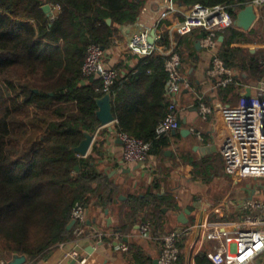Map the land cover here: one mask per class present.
<instances>
[{
  "label": "trees",
  "instance_id": "trees-1",
  "mask_svg": "<svg viewBox=\"0 0 264 264\" xmlns=\"http://www.w3.org/2000/svg\"><path fill=\"white\" fill-rule=\"evenodd\" d=\"M146 1L0 0L1 254H24L37 261L74 237V227L67 229L71 212L76 204L91 202L100 182L93 156L96 148L86 157L73 150L85 131L92 133L98 126L96 100L104 95L99 76L82 74L85 52L91 43L105 51L111 48L120 27L133 25ZM251 1L169 0L182 11L194 4L231 5L234 19ZM46 5L57 6L53 20L51 10L48 14L43 10ZM170 16L169 27L172 19L183 18ZM198 33L200 39L207 34ZM161 34L157 51L133 55L138 59L135 68L111 67L117 73L109 90L117 133L149 144V156L167 145L164 137L155 134L171 103L165 90V56L158 49H169L172 41L168 31ZM217 35L224 37L218 57L227 69L249 68L259 77L264 74V65L258 66L254 58L255 65L253 60L247 65L243 50L231 47L247 41L242 30L232 25ZM234 79L242 80V75ZM239 86L227 84L226 93ZM182 261L179 254L177 264ZM195 264L211 262L200 253Z\"/></svg>",
  "mask_w": 264,
  "mask_h": 264
},
{
  "label": "crops",
  "instance_id": "crops-1",
  "mask_svg": "<svg viewBox=\"0 0 264 264\" xmlns=\"http://www.w3.org/2000/svg\"><path fill=\"white\" fill-rule=\"evenodd\" d=\"M164 4V0H147L136 22L120 27L114 45L104 50L103 64L108 68L122 64L124 71L135 68L138 59L133 55H144L128 49L129 39L151 30L156 23L157 46L161 33L168 31L172 43L169 49L160 47L158 52L174 51L180 58L182 81L174 98L179 128L161 135L167 145L140 164L123 161L116 120L99 128L87 154L96 148L93 156L100 174L99 191L84 206L83 235L55 245L37 261L27 259L26 264H159L163 237L177 231L179 245H182V264H195L198 254L208 248L207 244L196 240L197 227L204 221L240 220L246 214L240 208L242 201L264 197V180L227 173L220 153L221 143L228 133L221 109L235 106L243 95H255L264 74L259 77L257 70L255 74L249 68L246 72L228 69L232 74L228 85L240 86L226 93L227 84L217 85L219 79L208 73L224 37L217 35L218 44L214 49L204 48L198 30L181 35L175 29L180 20L175 19L171 27L168 26L171 13L183 17L188 9L182 11L173 7L166 17L156 21L158 8ZM253 7L254 23L247 31L239 28L247 41L231 47L243 50L247 65L252 60L255 65V59L258 66H262L264 5ZM50 10L52 14L57 12L52 6ZM239 74L242 80L238 82L234 77ZM201 103L209 107V114L200 115ZM182 130L189 133L182 135ZM147 225L149 230L145 231L143 227ZM119 244H125L128 250L121 251ZM10 259L11 255L0 253V264H8Z\"/></svg>",
  "mask_w": 264,
  "mask_h": 264
},
{
  "label": "built area",
  "instance_id": "built-area-1",
  "mask_svg": "<svg viewBox=\"0 0 264 264\" xmlns=\"http://www.w3.org/2000/svg\"><path fill=\"white\" fill-rule=\"evenodd\" d=\"M160 5L156 13V21L166 17L173 6L169 0ZM240 5V4H237ZM247 5H264V0H253ZM57 9V6H54ZM231 5L204 6L194 4L183 18L175 25L181 35L193 30H203L207 34L202 38L204 48L214 49L217 42V32L233 25L234 18L229 12ZM54 14H51L53 20ZM156 23L151 30H145L132 36L127 47L138 55H148L157 50L155 33ZM151 32L155 37L153 43L149 41ZM164 56V72L167 74L165 83L166 96L171 100L168 114L155 128L157 137L170 130L179 128L176 116L175 94L180 90L181 76L179 73L180 58L174 51L161 52ZM104 48L98 44L88 45L82 63L83 76H99L103 93L110 92L117 73L103 65ZM211 77L217 78V85H226L232 80V74L215 57L209 69ZM211 110L200 104L201 116L209 114ZM221 115L228 125V133L220 146V153L227 173H236L242 178L264 180V81H261L255 95L241 96L235 106H225ZM122 142V158L125 162L144 163L149 158L150 146L143 140L126 133H117ZM240 208L246 212L243 218L233 221H204L194 230L196 240L200 244H207L206 256L211 264H264V197L260 199H246ZM86 219L85 207L76 204L71 212L74 220L73 235L80 238L84 232ZM145 231L149 226L143 227ZM179 232H171L163 237L159 264H177L181 248L179 247ZM121 251H127L125 244H119Z\"/></svg>",
  "mask_w": 264,
  "mask_h": 264
},
{
  "label": "water",
  "instance_id": "water-1",
  "mask_svg": "<svg viewBox=\"0 0 264 264\" xmlns=\"http://www.w3.org/2000/svg\"><path fill=\"white\" fill-rule=\"evenodd\" d=\"M43 10L45 13L48 14L50 12V6H43ZM255 19L256 14L253 5H247L237 12L233 22V26L247 31L250 29ZM107 23L110 24L111 20L107 19ZM154 37V32H151L149 39L151 43H153ZM245 96L249 95L246 94ZM96 106V117L98 119V126L92 133L85 131L83 134L84 138L81 140L79 145L73 149L79 157L87 156L98 129L111 124L115 120L113 113L112 97L110 92H107L102 97L98 98L96 100ZM180 133L182 135H187L189 132L187 130H182ZM181 216L183 217V214ZM74 223L75 221L71 220L67 226V229H71ZM27 259L28 258L24 254H13L11 255V259L9 260L8 264H26Z\"/></svg>",
  "mask_w": 264,
  "mask_h": 264
},
{
  "label": "rangeland",
  "instance_id": "rangeland-1",
  "mask_svg": "<svg viewBox=\"0 0 264 264\" xmlns=\"http://www.w3.org/2000/svg\"><path fill=\"white\" fill-rule=\"evenodd\" d=\"M216 185H217V184H216ZM216 185H215V186H216ZM215 186H214L213 188H215ZM217 186H218V185H217Z\"/></svg>",
  "mask_w": 264,
  "mask_h": 264
}]
</instances>
